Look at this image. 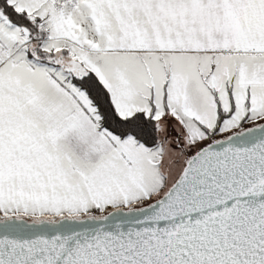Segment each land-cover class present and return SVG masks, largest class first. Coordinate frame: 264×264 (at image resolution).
<instances>
[{"label":"snow or ice","instance_id":"snow-or-ice-1","mask_svg":"<svg viewBox=\"0 0 264 264\" xmlns=\"http://www.w3.org/2000/svg\"><path fill=\"white\" fill-rule=\"evenodd\" d=\"M0 264H264V0H0Z\"/></svg>","mask_w":264,"mask_h":264}]
</instances>
